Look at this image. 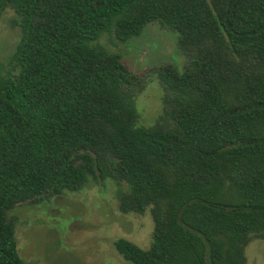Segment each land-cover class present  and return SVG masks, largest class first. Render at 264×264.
Returning <instances> with one entry per match:
<instances>
[{
	"label": "trees",
	"instance_id": "trees-1",
	"mask_svg": "<svg viewBox=\"0 0 264 264\" xmlns=\"http://www.w3.org/2000/svg\"><path fill=\"white\" fill-rule=\"evenodd\" d=\"M19 40L0 67V264L16 251L7 212L110 180L118 210L153 226L132 264H245L264 239V0H0ZM148 23L175 34L180 71L157 73L160 117L137 125L134 78L116 43ZM115 44V43H112Z\"/></svg>",
	"mask_w": 264,
	"mask_h": 264
},
{
	"label": "rangeland",
	"instance_id": "rangeland-1",
	"mask_svg": "<svg viewBox=\"0 0 264 264\" xmlns=\"http://www.w3.org/2000/svg\"><path fill=\"white\" fill-rule=\"evenodd\" d=\"M14 19L8 8L0 15L3 69L19 40ZM95 44L119 56L124 82L134 78L135 89L142 88L133 100L137 125H153L162 112L158 71L165 66L180 71L186 62L176 47L175 34L148 23L125 43L104 34ZM115 192L112 181L88 178L79 191L13 207L7 218L13 223L17 255L29 264H132L117 253L113 243L124 239L147 250L153 223L147 209L141 215L121 213ZM244 256L245 264H264V239L250 241Z\"/></svg>",
	"mask_w": 264,
	"mask_h": 264
}]
</instances>
